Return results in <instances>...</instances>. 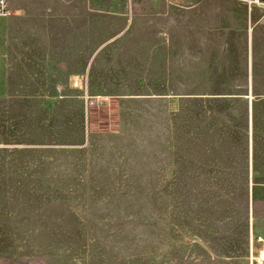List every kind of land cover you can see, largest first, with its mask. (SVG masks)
Listing matches in <instances>:
<instances>
[{"label":"rangeland","instance_id":"374dc122","mask_svg":"<svg viewBox=\"0 0 264 264\" xmlns=\"http://www.w3.org/2000/svg\"><path fill=\"white\" fill-rule=\"evenodd\" d=\"M8 10L0 264H264V10Z\"/></svg>","mask_w":264,"mask_h":264},{"label":"crops","instance_id":"0c3cea01","mask_svg":"<svg viewBox=\"0 0 264 264\" xmlns=\"http://www.w3.org/2000/svg\"><path fill=\"white\" fill-rule=\"evenodd\" d=\"M16 16V15H15ZM12 17L0 15V100L9 95V43ZM34 67H44L46 73H51L50 67L64 64L62 60H53L51 57L35 58Z\"/></svg>","mask_w":264,"mask_h":264},{"label":"built area","instance_id":"2783aa9c","mask_svg":"<svg viewBox=\"0 0 264 264\" xmlns=\"http://www.w3.org/2000/svg\"><path fill=\"white\" fill-rule=\"evenodd\" d=\"M241 3L246 4L249 8L251 7H258L264 10V0H235ZM0 15L1 16H8V0H0Z\"/></svg>","mask_w":264,"mask_h":264}]
</instances>
